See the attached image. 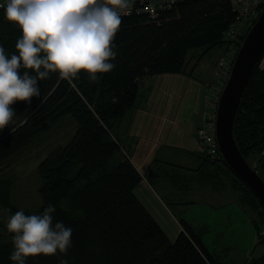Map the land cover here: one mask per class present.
<instances>
[{
    "label": "trees",
    "instance_id": "obj_1",
    "mask_svg": "<svg viewBox=\"0 0 264 264\" xmlns=\"http://www.w3.org/2000/svg\"><path fill=\"white\" fill-rule=\"evenodd\" d=\"M234 18L230 0H178L156 17L102 12L76 0L0 7V164L66 114L76 121L73 136L38 164L36 212L14 204L12 178H0V206L26 234L21 242L0 239V264H228L186 219L169 237L136 195L142 176L113 126L135 104L141 78L191 72L192 59L227 47ZM263 57L235 119L234 135L249 162L264 147ZM221 160L204 151L201 181L237 192L238 203L254 210L264 242L259 199ZM257 171L264 179L263 158ZM245 264H264V252Z\"/></svg>",
    "mask_w": 264,
    "mask_h": 264
},
{
    "label": "rangeland",
    "instance_id": "obj_2",
    "mask_svg": "<svg viewBox=\"0 0 264 264\" xmlns=\"http://www.w3.org/2000/svg\"><path fill=\"white\" fill-rule=\"evenodd\" d=\"M225 46L226 44L214 46L199 59H192L188 68L193 67V75L201 78L211 75L212 69L214 70L213 66ZM263 62L264 57L260 64L262 65ZM75 130L74 117L70 113L66 114L0 164V178H12L10 197L14 204L30 212L38 210L42 203L39 192L41 179L38 164L54 146L66 143L73 136ZM176 162L180 165H190L184 163L186 161ZM221 162L227 167L223 160ZM179 169L184 172L182 167ZM228 171L234 174L232 170H229V167ZM201 178L203 175L199 177L195 174L190 190L177 191L176 201H191L168 202L166 204L169 209L161 205L162 202L146 187V182H142V179L135 185L134 190L144 198L146 204L166 227L172 239L181 229L179 223L173 218L176 216L189 220L198 229L202 227L200 230L205 244L228 264H245L247 260L262 254L264 242H259L258 229L251 219L254 210L247 204L242 207L238 203L237 192L230 194L227 190H215L210 184H201ZM168 182L170 181L168 180ZM184 183L185 179H181V184ZM158 194L165 198L161 189L158 190ZM167 201H171V199H167ZM256 218L259 219V216ZM11 231L13 236L8 233ZM25 238L26 234L18 222L4 207L0 206V239H17L21 242Z\"/></svg>",
    "mask_w": 264,
    "mask_h": 264
},
{
    "label": "crops",
    "instance_id": "obj_3",
    "mask_svg": "<svg viewBox=\"0 0 264 264\" xmlns=\"http://www.w3.org/2000/svg\"><path fill=\"white\" fill-rule=\"evenodd\" d=\"M193 72H161L141 78L135 104L113 126L123 151L141 173L142 182H146V187L168 209V202L191 201H176L177 191L192 188V178L195 174L200 177L201 171L198 169L204 160V146L197 138L196 131L203 121V94L206 82L213 77V69L211 75L202 78L193 75ZM176 161H186L184 163L190 165L176 164ZM181 179H185L184 184H181ZM200 183L212 186L209 181ZM212 187L232 193L226 185ZM159 189L166 199L159 196ZM136 195L171 238L144 198ZM173 218L182 229V217Z\"/></svg>",
    "mask_w": 264,
    "mask_h": 264
},
{
    "label": "built area",
    "instance_id": "obj_4",
    "mask_svg": "<svg viewBox=\"0 0 264 264\" xmlns=\"http://www.w3.org/2000/svg\"><path fill=\"white\" fill-rule=\"evenodd\" d=\"M22 0H0V7L11 8ZM87 5L88 9L95 7L98 11L114 14H127L133 11L146 12L151 17H156L161 8L169 7L178 0H76ZM235 11V18L226 30L227 47L218 58L213 77L205 84L203 94V121L197 128V138L203 143L204 151L211 157L219 154L216 141V116L219 98L223 86L230 74L231 67L241 41L248 29L259 16L264 0H230ZM260 158L264 159V147L260 154L252 160L251 165L257 170ZM264 238V223L259 230Z\"/></svg>",
    "mask_w": 264,
    "mask_h": 264
},
{
    "label": "water",
    "instance_id": "obj_5",
    "mask_svg": "<svg viewBox=\"0 0 264 264\" xmlns=\"http://www.w3.org/2000/svg\"><path fill=\"white\" fill-rule=\"evenodd\" d=\"M263 53L264 4L239 45L219 98L216 116V141L221 158L251 188L264 209V179L245 158L234 135L238 108Z\"/></svg>",
    "mask_w": 264,
    "mask_h": 264
}]
</instances>
